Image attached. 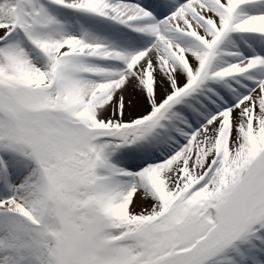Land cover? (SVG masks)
Here are the masks:
<instances>
[{"label": "snow or ice", "instance_id": "obj_1", "mask_svg": "<svg viewBox=\"0 0 264 264\" xmlns=\"http://www.w3.org/2000/svg\"><path fill=\"white\" fill-rule=\"evenodd\" d=\"M0 264H264V0H0Z\"/></svg>", "mask_w": 264, "mask_h": 264}]
</instances>
